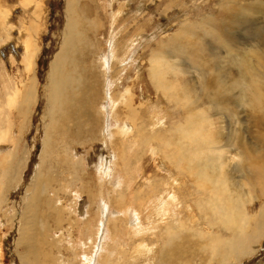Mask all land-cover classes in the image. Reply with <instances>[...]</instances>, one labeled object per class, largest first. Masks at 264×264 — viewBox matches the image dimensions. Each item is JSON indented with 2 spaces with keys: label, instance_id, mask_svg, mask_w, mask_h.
<instances>
[{
  "label": "rangeland",
  "instance_id": "rangeland-1",
  "mask_svg": "<svg viewBox=\"0 0 264 264\" xmlns=\"http://www.w3.org/2000/svg\"><path fill=\"white\" fill-rule=\"evenodd\" d=\"M94 1L77 0L75 2V6H77L76 12L80 15L78 18L82 21L89 22L91 26L92 31L89 35L92 38V47L97 53L95 56L97 68L89 66V76L83 75L84 79H89L90 81L93 79L94 81V83H88V88L94 92V107H99V105H101V108L106 107L107 100L102 102V98L107 90L113 87V84L120 87V91H116L122 92V96L129 94L127 91L130 87H135V98L137 97L138 99L136 105V125L149 135L150 144L148 148L142 147L139 145L140 141L136 138L137 131L135 133H133V131L131 132L128 145L126 146L129 148L128 153L132 156V161L129 162L126 172L122 167L124 164L121 162V153L117 151L118 148L121 149L122 147L120 145H113L116 138L109 135V133H112L113 129L116 128H113V126H123L121 121L117 123L118 125H114L113 116L111 115L113 111H110L111 113L108 114L105 112L104 115H102V113L99 115L100 122L103 126L101 128L103 133L100 130V134L94 138L95 140H86L82 144L68 140L64 147L67 148V155H74L77 165V167L72 166L71 168L74 173H80L79 177L82 180L81 182L87 185L89 191L87 192L88 195L86 192H82V184L78 182L76 187L74 176L72 177L71 174L68 175L69 178L67 177L64 181L66 187L63 188L64 194L69 198L67 203L68 207L65 206L67 215L65 212V226L63 229L67 228V230H72L71 233L73 235L69 236L67 231L63 233L54 231L53 235L56 239L63 236L62 239L60 238V244L65 259L69 257L72 258V260L78 259L79 254L82 256L86 253L83 249L89 251L93 247L87 260L88 264H98V261L100 262L99 256H104L102 254V247L103 245H107V243L109 246H113L112 252H114V256L111 259L112 264H204L202 259L210 257V250L212 249H208L205 253L202 250L203 245H199L198 240H196L197 242L193 241L194 248L192 251L193 254L198 256L195 258L185 251L183 247V242L185 240L182 238L186 236L190 237L191 232L195 233L194 237L199 238L201 235L197 236V234L207 235L209 232L219 231L218 234L223 232L222 234L225 239L231 240L234 238V234L229 231L230 226L222 231L223 224L212 227L213 223L208 218L206 220H204V218L199 220L200 216L197 215L196 208L191 204L195 201L193 199L198 198L195 194L198 188L195 189L192 187L193 176L190 174L193 169H196L198 163H190L191 157L185 150V140L181 141L180 148V142L177 140L179 134L178 127L185 123V121H189V117H186V111L179 112L185 109L186 103L184 104L180 100H169L162 91L156 88L153 81H150L151 76L149 72L153 67L154 60V62L158 64L161 62V70L165 68V70H167L166 72L163 70L166 81H169L170 78L175 82L177 80L175 89H178L179 94L183 96L181 99L183 101L188 100L189 103H192L191 99L192 101H197L201 93H208L206 94L208 97L206 100H210L214 103L219 101L223 105H225L226 102V95L228 97H233V104L230 105L227 110H223L220 106L219 110L215 108L208 109L207 107L204 108L201 102L197 104L203 115L209 117L217 126L216 129L208 127L205 130V132L209 131L212 136V141L210 142L213 143H211V145L209 144L211 146L210 148H217L219 146L217 151L222 150L223 153H225L224 149L227 151L230 150L229 148L232 149L236 135L241 134L245 137L246 143L251 149L263 153L264 151L261 149L262 146H264V141L261 139L263 137H260L259 145L256 143V138L259 136L260 132L262 133L257 126V122L260 120L264 121V116L260 115V109L264 107V99L258 103L251 97L253 88L258 86V83L263 85L260 89L264 92V58H260V54L264 51V48H262V46L264 47L263 15H257L256 18L260 20L258 23L254 21L250 22L249 20L248 22L250 23L240 21L239 25H235L234 28L228 29L226 33L229 34V38H233L234 41L239 44L245 42V39H248L249 46L243 47L240 45V49L238 48L239 50H235L236 52L232 51L234 55L232 52L227 55L224 52L225 49L222 48L210 59L213 65L211 69H208V66L202 67L201 63H199L200 60L198 56L195 54L190 55L194 52L199 55L197 52L198 48L204 47L203 44L201 45L200 42H197L192 37L193 33H188L186 37H192L194 39L193 43H197V46L188 49V55H183L181 52L182 50H180L178 44L174 43L173 40L175 38L178 39L177 37L179 34H184V32H186L188 21L195 22L194 24L202 23V25H204L206 24L205 19L208 16L217 17L221 15L220 19L224 18L225 12L222 10L226 4L224 0ZM68 2L69 0H0V127L2 126L0 130L3 129V133H0V139L3 138L2 136L4 134L6 135H4L6 138L0 141V158L5 157L4 155L10 152L13 160L14 156L19 154L18 157L15 158L13 166L10 167L11 174L16 173L18 179L16 181L13 179L6 181L5 184L7 189L5 192L0 190V264H22L20 256L25 253V247L23 245L18 246L21 220L27 201L32 194V192L29 193L28 190L33 185L37 176V170L41 166L44 144L50 141L46 133V128L50 124V119L47 117L49 109L46 104V88L49 85L48 78L50 76L51 65L63 46V33L68 19ZM262 2H264V0H262ZM263 4H261V6L264 8ZM96 16L98 17L94 22ZM95 23H99V28H97V24ZM223 26L224 24L220 26V29H222ZM21 32L23 35L25 34V37ZM195 32L196 35H198L200 29L196 27ZM110 33H112L113 39L111 42L109 40ZM204 37L206 38L204 44L211 48L208 42L215 39V36L211 32H207L204 34ZM29 39L31 40L29 41ZM98 45L102 48L97 51L96 48ZM123 47H126L127 50L123 55V62L120 63L122 54H119V52ZM235 47L239 46L237 45ZM210 48L207 49L205 47V51L210 53ZM225 48L227 49V47ZM246 48L249 51L248 54H251V50L254 48L256 51L253 57L249 55L246 57V60H243L242 57L244 56V52H246ZM257 48L259 49L257 50ZM160 50H162V53L158 52ZM108 54L111 56L110 61H108ZM163 56L166 58H162ZM175 56H177V58ZM226 56L231 58V61L234 59L233 62H226L224 59ZM104 59H106V62H103ZM116 60L119 63L116 64ZM192 61L194 63H192ZM165 63L168 65L165 66ZM26 65L33 67L30 69L32 71L31 73L30 70L25 68ZM112 67H114V69ZM201 68L202 70H210L209 73L206 74L212 77L210 84L213 86L209 87L210 84H208L205 90H203L200 85L204 81L205 75L202 72V74H198L197 72V70ZM115 70L117 71L116 73ZM168 71L170 74H168ZM255 73H259L263 77L257 78L255 77ZM208 76L205 77V81L210 79ZM233 76L236 79L240 77H249L243 79V82H245L243 85H241L242 80H238L236 85H232L231 79ZM22 77L24 81L21 80ZM31 80L33 81L32 83ZM178 82H180L181 89L177 85ZM22 85H24L25 88L29 86V88L34 91L35 102L31 103V108L28 111L25 122V124H27L26 129L17 131V122L20 121V118H18V114H16L12 115V120L9 119L10 110L7 106V100L9 96L13 94L14 90ZM116 86H114V88L117 89ZM172 87L171 85L168 86V88ZM114 90L115 89L112 90V93ZM190 95L193 96V98ZM141 103L145 106L143 109L139 107ZM236 112L237 116H233ZM88 115L93 121L96 116V111L93 109ZM108 122L109 126L106 125L105 128L103 124ZM123 122L129 123L126 128L131 127L128 118L123 120ZM145 122L147 123L145 124ZM207 123L208 122H204L203 124ZM93 125H96L95 122H93ZM147 125L149 128H147ZM165 136L170 137L166 138ZM122 138V136H118V141ZM86 139H89V137H86ZM179 139L184 138L179 137ZM162 140H167L165 142H172L174 140L172 149L170 148V150H167V153L171 155L174 160L176 156H178V158H176L178 161L179 158H181V164L178 162V169L173 170L170 167V161H168V157H166L167 153L165 155L161 154L162 150H159V144L163 145L161 142ZM214 142L216 143L215 145H213ZM166 144L168 145V143H165V146ZM62 146L63 145L55 146L53 150L64 154V148H61ZM132 146H134V148H132ZM17 147L18 153L16 152ZM222 147L224 149H221ZM222 151L219 153L221 154ZM52 152H49L51 155L48 159L54 157L52 156ZM180 153L182 154L180 155ZM223 153L221 155L224 156L225 154ZM182 155L184 156L182 157ZM226 156H224L222 159L223 162L220 164L209 161L208 165L212 168V170H210L211 172L215 170V174L219 178V183H223L226 189L228 188L227 190L230 188V192H232V194L234 193L233 195L235 196L236 192L240 191L238 185L240 181L237 178L243 174L235 170L236 163L227 161ZM187 157L189 160H187ZM203 157L205 158V154ZM262 161H264V159H262ZM117 164L120 165L117 167ZM223 166L225 167L226 175L224 173L223 177L222 175L219 177ZM248 166H250V164H248ZM47 168L48 166H46L45 171ZM188 168L189 171L187 170ZM59 169L58 164H56V168L53 169V171L57 173L58 178ZM101 170L105 172H103V174L99 173ZM257 170L261 171L259 168H257ZM180 173L183 176H181ZM51 177H53V175H51ZM161 178H163V180ZM174 179L176 180L173 181ZM225 179L226 183L224 182ZM161 180L168 182L166 189H169L168 192L172 194L173 197L171 200H164L165 204H163V201L162 205L158 206V203L161 201L159 200L160 194H157V196L156 194L154 195L151 188L154 183L160 184ZM121 181L123 182V187H121ZM227 181H230L232 184ZM182 182H187L188 187L185 188L184 185L181 187L180 184ZM2 183L3 181L1 184ZM227 183H229V185ZM51 188L54 189L57 187H55V184H52ZM115 188L117 191H121L125 194V198L123 197L124 205L122 207L126 208V210L128 207H133L134 210L139 211V217L143 219L140 221V227L143 230L141 233H139V231L136 232L137 235L135 236L131 233L132 228H135L133 230L136 231V226L133 225V222L137 223L136 211H134L132 213L133 216L132 214L130 215L132 218L129 220L132 222L131 224L129 223L130 225L124 226L126 221L122 222L124 223L122 226L123 232L118 235L119 239L117 241L109 239V236L111 238L109 224L118 217L120 219L124 217L123 220H125L127 216H125L126 214L123 212L122 215L121 211L118 212L114 203V198L117 195V193H115ZM174 190L176 192L180 191L181 198H185L181 201L183 205H186L179 206L183 209V211L181 210L182 216L179 214L180 209L176 205L177 201L174 198L175 195H173ZM244 190H246V188H244ZM158 192L161 193L159 190ZM46 193L47 191L42 193L45 199L49 196ZM64 194L60 193L58 197L62 200L65 198ZM91 195L95 196L96 200H93L90 197ZM191 195L195 198H192ZM154 196L159 202H155ZM229 196H231L230 193ZM234 196H231L232 199L227 201L229 203L224 202L226 207L231 208L232 205H235L233 201L237 202V196ZM245 196L246 195L242 198ZM148 198L151 199L150 204L143 206L142 203L146 202ZM124 201H127V207ZM249 201L252 202V200ZM250 202L245 204L247 210L245 209L244 212L249 213L248 215L250 217L259 215L262 204L264 203V197L261 201ZM168 203H171L169 207L167 206ZM150 205H152L151 207L154 209H151ZM154 206L158 207L155 208ZM166 208L169 210L166 216V218L169 217V221L166 219V222L169 223L167 226L165 225L166 223L162 224V217H157V215H155V212ZM215 209L218 210V208ZM215 209L214 211H216ZM216 212V215L220 214V210ZM40 213L44 214V211L41 210ZM146 214H150L152 217H147ZM170 214L171 217L169 216ZM98 217H101V219L97 220ZM216 218L218 217L216 216ZM69 219H72V221L74 220V225H72L73 229L69 227ZM151 219H155L156 221ZM149 220L154 223L152 229H147L148 227L146 225ZM179 220L181 221V225ZM30 222L31 221H28L26 224V241L31 242L36 235L42 234L44 241L47 242L49 239L45 233L46 220L45 222L42 220V225L36 228H31L29 226ZM182 224L184 227H182ZM250 224L246 227L245 236L253 245V251L242 256H239V253H237L238 256H235V251L224 244L219 250L220 257L217 258L213 264H222V258L225 259L223 264H264V227L262 230H259L262 225L253 222H250ZM255 225H258V227L256 228ZM131 226L132 228H130ZM52 229H54L53 226ZM171 229H176L177 233H179V239H175V237L171 238L168 234L173 233ZM93 232L95 233L93 238H91L90 236ZM163 232H167L169 236L168 240L164 238L165 233ZM83 240L85 243H82ZM179 242H181V244H179ZM115 243L116 248H114ZM202 243L203 242L200 244ZM177 244L182 246V255L178 258L175 257L177 251L173 249V246ZM144 245L145 247H143ZM167 249L170 253L175 250V253L169 258L163 255ZM148 250H151V252L148 253ZM41 251L39 255H41V257L43 255L44 259H47V264L53 263L52 257H56V260L54 259V264L66 261L57 259L59 253H57L55 249L52 254L50 253L51 249L44 245ZM29 259L32 261L33 256H30ZM46 261H44L43 264H46ZM37 262L42 263V260ZM205 263L210 264V262Z\"/></svg>",
  "mask_w": 264,
  "mask_h": 264
},
{
  "label": "bare ground",
  "instance_id": "bare-ground-1",
  "mask_svg": "<svg viewBox=\"0 0 264 264\" xmlns=\"http://www.w3.org/2000/svg\"><path fill=\"white\" fill-rule=\"evenodd\" d=\"M76 1L77 0H69V2H68V8H67L68 19H67V25L65 26L66 27L65 31L63 33V35H64L63 46H62L60 52L57 54V57L54 60V62L52 63L51 68H50V76L48 78L49 85L46 88V104H47V108L49 109V112H47V117L50 119V124L46 128V133H47L50 141L45 142V144H44V150H43L42 156H41V161H42L41 166L37 170V176L34 180L33 185L30 187V189L28 188L29 189L28 192L29 193L32 192V194H31L29 200L27 201V204H26L25 209L23 211L22 220H21V230H20V236H19L20 240L18 243V246L23 245L25 247V253H23V254L21 253L22 255L20 256L22 264H43V262L47 260V259L46 260L44 259V257H43L44 254L41 251L42 246H44V245L49 247V249H51L50 253L53 254L54 249H55V251H57V253H59V256L57 257V259L66 260V261L59 262L57 264H88L87 260H88L89 254L91 253L93 247L89 251H87V249H83L84 252H86V253L82 256H80V254L79 255L77 254L78 259L72 260V258H70V257L65 259L64 258L65 255L63 256V253H62L63 250L61 249V244H60L63 236L60 237L61 239L60 238L56 239V237L53 235L54 231H60L61 233L67 231L69 233V236L73 235L71 233L72 230L71 231L67 230V228L63 229L65 226V224H64L65 212L67 215V209L65 206L68 207L67 203L69 200V198L64 194L63 188L66 187V185L64 184L65 183L64 181L66 180L68 175L71 174L72 177L74 176V183H75L76 187H77L78 182L82 184V187H81L82 192H86V194H87V192L89 191L87 188V185L81 182L82 180L79 177L80 173H77V172L74 173L72 168H71L72 166L77 167V165H76V160L74 159L75 158L74 155H72V154L67 155V148L64 147L65 143H67L68 140H70L74 143L77 142L80 144H82L86 140H95L94 138L96 136H99L100 130L103 127L101 122H100L99 115H101V113H102V115H104L105 112H106V114H108V113H111L110 111H113V114H111V115L113 116L114 125H118L117 123H120V121H121V124L123 126H113V128H115V127L116 128L113 129L112 133H109V135H112L114 138H116L113 142V145H120L122 147L121 149L117 147L118 148L117 151H119L121 153V157H122L121 162H122V164H124V166H122V167L124 168V170L126 172L128 169L129 162L132 161V156L129 155V153H128L129 148H127V146H126V145H128V139H129V135L131 134V132L133 131V133H135L137 131L136 138H137V140L140 141L139 145H141L142 147L148 148V146L150 144L149 135L146 134L144 130L139 129L138 125H136V120H137V118H136V109H137L136 107L137 106L136 105L138 103V99H137V97L135 98V95H136L135 87H130L127 91L129 94L128 95L126 94V96H122V92L116 91V90L120 91V87H118V85L116 86L113 84V87H110L102 98V102L104 100H107L106 107L101 108L100 107L101 105H99V107H94V92L90 88H88V83H94V81H93V79L91 81L89 79H84L83 75L85 74V75L89 76V74H90V71L88 69L89 66L97 68V66H96L97 63H96V58H95L97 53L95 52V50L92 47V38L89 35L90 32L92 31L91 26H90L89 22L82 21L78 18V16H80V15L77 14V12H76V7H77V6H75ZM78 1H81V0H78ZM92 1H94V0H92ZM224 1L226 2L225 6L222 8V10L225 12L224 18L220 19L221 15H219L217 17L214 16L215 18L213 16H208L205 19L206 24L203 23L204 25H202V23L194 24L195 22L193 23V22L188 21L187 25H186V32H184V34H179L177 37L178 39L172 38V39H174L173 40L174 43L178 44V47L180 48V50H182L181 52L183 55H185V54L188 55L189 54L188 49H192V48H195L197 46L196 45L197 43L196 44L193 43L194 39L197 42H200L201 45L203 44L204 47L198 48L197 52L199 55H197L196 52H194L190 55L195 54L196 56H198L199 60H200L199 63H201L202 67L208 66V69H211V66L213 65V62L210 59L213 58L222 48L225 49L224 52L228 55L232 51L236 52L237 50H239L240 45H242L243 47L249 46V43L247 41L248 39H245L246 40L245 42L239 44V43H236L233 38H229V34L226 33V31L228 29H232V28H234L235 25H239L240 21L245 23V22H248V20H249L250 22L254 21V22L258 23V21H260V20L257 19L256 17L259 14H262L263 15L262 18H264V8L261 6V4H263L264 2H262V0L261 1L260 0H224ZM243 2H244V4H243ZM263 6H264V4H263ZM97 17L98 16L95 17L94 22L96 21ZM250 22H248V23H250ZM248 23H246V24H248ZM95 24H97V28H99V23H95ZM222 24H224V26L222 29H220V26ZM196 27L200 29V33L198 35H196V32H195ZM207 32H211L215 36V39L210 40L208 42L211 45V48L207 47V45L204 44V41L206 40V38L204 37V34H206ZM24 33H26V32H24ZM188 33H193L192 37L194 39L192 37L191 38L186 37V35ZM110 34L111 35H110L109 40L111 42L113 39H112V33H110ZM22 35H23V33H22ZM174 37H175V35H174ZM30 40L31 39H29V41ZM21 42H22V40H21ZM237 45L239 47H235ZM205 47L207 49L210 48L211 52L209 53L208 51H205ZM225 47H227V49ZM28 48H26V49H28ZM101 48L102 47L100 45H98L96 49L98 51ZM262 48H264V47L262 46ZM258 49L259 48H257V50ZM126 50H127V48L123 47V48H121V51L119 52V54H122V58H120V61H121L120 63L123 62L122 59H123V55L126 52ZM254 51H256V50L254 49ZM158 52L162 53V50H160ZM263 53H264V51H263ZM263 53L260 54L261 59L264 58ZM108 55H109L108 61H110L111 56H110V54H108ZM233 55H234V53H233ZM243 55L244 56L242 57V59L246 60L247 48H246V52H244ZM175 57L177 58V56H175ZM162 58H166V57L163 56ZM224 59L226 60V62L231 61V58H229L228 56H226ZM233 60L231 61V63L233 62ZM149 61H151V60H149ZM154 61H153V67L150 69L151 71L149 72L150 76H151L150 81H153L156 88L159 89L160 91H162V93L169 100H180L184 104L186 103L185 109H183L179 112L186 111L187 112L186 117L187 116L189 117V121L187 120V121H185V123H183L179 127L177 126L178 127V133H179L177 140L180 142L179 148L181 147V141L185 140V143H184L186 146L185 150L187 151L188 154H190V157H191L190 163H194V162L198 163V165L196 166L197 170L193 169L190 173L193 176L192 187L195 189L198 188V190L195 192V194L198 196V198H195L191 195L192 198H195V199H193L195 201H193L191 204H193V206L196 208L195 210H197V213H198L197 215L200 216L199 220H202L203 218H204V220H206L208 218L213 223V225L211 224L212 227H216V225L223 224L222 231H224L226 227L230 226L229 231L232 234H234V238L231 240H226L224 235L222 234L223 232L218 234L219 231L209 232L207 235L197 234V236H199V235H201V236L199 238H196V237H194L195 233L190 231L191 232L190 237L186 236L185 238H182L183 240H185L183 242V247H184L185 251H187L191 256H194L195 258H197L198 256L196 254H193V251H192V249L194 248V246H193L194 242L193 241L197 242L196 240H198L199 245H203L202 250L205 253L208 251V249H212L213 251L210 250V252H211L210 257H208L207 259L206 258L202 259L204 264H206L205 262H210V264H213L214 261L220 257L219 250H220L221 246L224 244L235 251V253H236L235 256H238L237 253H239V256L245 255L248 252L253 251V245L250 243V240L246 239V236H245L246 227L250 224V222L256 223L258 225H262L259 230H262V228L264 227V203L262 204L261 212L259 215H255V216L250 217L248 215L249 213L244 212L245 209L247 210L245 204L250 202L249 200H252V202L253 201H261L264 197V164H263L264 161H262V159H264V152L261 153V151L257 152L258 150L255 151V150L251 149V147H249L248 144L246 143L247 141L245 140V137L241 134L236 135L232 149L229 148L230 150L227 151L223 147L221 148V149H224V151H225V153H223V151L221 150L222 153L225 154L224 156L227 155L226 156L227 161H229L231 163H236L235 170H238V172L240 171L241 174H243L237 178L240 181L238 184L240 191H237L236 195L234 196L233 195L234 193L232 194V192H230V188H229V190H227L228 188L226 189V187L224 186L223 183L222 184L219 183V180H218L219 178L215 174V170L213 172L210 171V170H212V168L210 167V165H208L209 161H213L215 164L216 163L220 164L221 162H223L222 159L224 158V156L221 155L222 153L221 154L219 153L221 151H217L219 149L218 148L219 146L217 147L218 149L215 147L210 148L211 143H213V142H210V141H212V136H211L209 131L205 132V130L208 127H210L211 129H216L217 126L215 125L214 121L209 119V117L203 115L200 107L197 105L198 103L201 102V105L204 108H206V107L208 109L215 108L216 110H219L221 107L223 110H227V109H229V106L233 104V101H232L233 97H231V96L228 97L226 95L225 105H223L219 101H216L214 103V102H211L210 100H206V98H208L206 96V94H208V93H205V94L201 93L199 95L200 97L197 99V101H192V99H191L192 103H189L188 100L183 101L181 99L183 96H181V94H179L178 89H175L177 80L175 82L170 78L169 81H166V79H165L166 76H164V74H163V70H165L166 68L161 70V68H160L161 62H160V64H158L157 62H154ZM162 61H163V59H162ZM103 62H106V59H104ZM115 63L117 64L119 62L116 60ZM192 63H194V62L192 61ZM162 64H163V62H162ZM166 65H168V64L165 63V66ZM175 65H177V64H175ZM25 68L30 70L33 67L26 65ZM112 68L114 69V67H112ZM170 68H171V66H170ZM175 68H177V67H175ZM194 70H196V69H194ZM200 70L199 69L197 70L198 74L203 73L205 75V76L202 75V76H204V81L202 82V80H201L202 83L200 84L201 87L203 88V90H205L207 85L210 84V80L212 77L208 76V74H206V73H209L210 70L209 71L202 70V68ZM107 71H108V69H107ZM166 71L167 70H165V72ZM31 72L32 71L30 70V73ZM116 72L117 71L115 70V73ZM168 74H170L169 71H168ZM255 74H256L255 77H257V78L263 77L259 73H255ZM206 76L210 77V79L207 81H205ZM249 76H247V77H249ZM200 77H201V75H200ZM247 77H243V78L240 77V78L236 79L233 76L231 79V84L236 85L238 80H240V81L242 80L241 85H243V84H245V82H243V79L247 78ZM252 79H251V81H252ZM21 80L24 81V78L22 77ZM253 81H256V80H253ZM32 82L33 81L31 80V83ZM256 82H258V81H256ZM167 83L173 87L168 88L169 85ZM177 85L180 88V82H178ZM114 86H116L117 89L114 88ZM210 86H213V85L210 84L209 87ZM260 87H263V85L258 83V86H255L253 88V93L251 96L258 103L264 99V92L260 89ZM113 89H115V90L112 93ZM11 93H10V95H11ZM191 97L193 98V96H191ZM32 102H35V93L31 88H29V86H27V88H25V86L22 85L21 87L15 89L13 94L11 96H9V99L7 100V106H8V109L10 110V118L9 117L8 118L12 120L13 119L12 115L18 114L17 117L20 118V121L17 122V126H18L17 131H23L24 129H26V126H27V124H25L26 117H27L28 111L31 108ZM111 102H112L113 106L111 105ZM139 107H140V109H143L145 106L143 105V103H141ZM93 109L96 111V116H95L94 120L92 121L88 114L90 112H92ZM141 111H143V110H141ZM160 114H162V113H160ZM235 115L237 116V112L234 113L233 116H235ZM260 115L264 116V107H262L260 109ZM126 118H128L130 120L131 127L126 128V126L129 124L127 122H123V120H125ZM93 122H95V124H96L95 126L93 125ZM152 122H153V120H152ZM204 122H208V123L203 124ZM146 123L147 122H145V124ZM238 124H239V122H238ZM103 125H104V127L106 125L109 126V122L105 123ZM142 125H144V124H142ZM257 126L259 127V130L262 131V133L260 132V134L257 138L255 137L256 141H257L256 143H257V145H259L260 144V141H259L260 137H263L261 139L264 141V121L263 120L258 121ZM1 127H0V129H1ZM136 128H137V130H136ZM147 128H149L148 125H147ZM151 129H152V127H151ZM2 130H0V133H3ZM146 131H147V129H146ZM102 133H103V131H102ZM4 135L2 136L3 137L2 139L6 138L5 137L6 135L5 136ZM118 136H122L123 138L120 139V141H118ZM86 137H89V139H86ZM169 137L170 136H168L166 138H169ZM179 137L184 138V139H179ZM2 139H0V141H2ZM165 141H167V140L161 141L163 143V145L159 144V146H160L159 150H162L161 154H164V155L167 153V150H170V148L172 149V144L174 143V140L172 142H165ZM165 143H168V145L166 144V146H165ZM215 144L216 143L214 142L213 145H215ZM59 145H63L61 148H64V154L55 152L53 150V148L55 146H59ZM135 147H136V145H135ZM132 148H134V146H132ZM261 149L264 151V146H262ZM50 151L51 152L53 151L52 156H54V157L48 159V157L51 155V153H49ZM16 152L18 153V147L16 148ZM250 152H251V154H250ZM206 153H208V154H206ZM181 154L182 153H180V155ZM204 154H205V158L203 157ZM18 155H15L13 160H12V154L9 152L8 154L4 155L5 157L0 158V172H1L0 190L2 192H5V190L7 189V186L5 184L6 181H8L10 179H13L16 181L18 179L16 173L11 174V170H10V167L13 166V163H15L14 160H15V158L18 157ZM142 155H143V153H142ZM183 156L184 155H182V157ZM206 156H209V157L211 156L210 157L211 159L209 157H206ZM166 157H168V161H170V165H171L170 167L173 170H176L179 168L178 162H180L181 158H179V161H178V159H176V158H178V156H176V158L174 160V158L171 155H169L168 153L166 154ZM187 160H189L188 157H187ZM231 163H230V165H231ZM56 164H58V166L60 168L59 169L60 170L59 178H58L57 173L55 171H53V169L56 168ZM180 164H181V162H180ZM248 164H250V166H248ZM4 165H5V168H4ZM113 165H114V163H113ZM118 165H120V164H117L116 166L118 167ZM46 166H48V168L45 171ZM257 168H259L261 171H258ZM187 170L189 171V168ZM103 172H105V171L101 170L99 173L103 174ZM224 173L226 175V170H225V167L223 166V168H221L219 177H221V175L223 177ZM51 175H53V177H51ZM225 175H224V178H225ZM112 176H113V174H112ZM181 176H183V175L181 174ZM161 179L163 180V178H161ZM221 179H223V178H221ZM67 180H69V179H67ZM162 180H161L160 184L154 183L152 185V188H151V191H153L152 193L154 195L156 194V196H157V194H160L159 200H161V201H160V203H158V206L162 205V202L164 200H166V199L171 200L173 197L172 194H170L168 192L169 189L168 190L166 189V186H168V182L167 181L165 182ZM175 180L176 179H174L173 181H175ZM2 181L4 183V186H3V183L1 184ZM57 181H58V183H57ZM224 182L226 183V179ZM227 182H230V181H227ZM115 183H116V180H115ZM182 183L180 184L181 187L183 185L185 188L188 187L187 182H185V183L182 182ZM52 184H55V187H57V188L52 189L51 188ZM121 184H122L121 187H123L122 181H121ZM227 184L229 185V183H227ZM230 184H232V183L230 182ZM227 187H229V186H227ZM244 188H246V190H244ZM115 190H116V188H115ZM158 190L161 193H159ZM44 191H47L46 194L49 195L48 198H46V199L44 196H42V193ZM53 192H54V195H53ZM179 192H176L175 190L173 192V195H175L174 198L177 201V204H176L177 207H179L180 205H183L181 200L185 199V198L184 199L181 198V196H180L181 192L180 193ZM60 193L65 195V198L62 200L58 197ZM111 193H112V191H111ZM115 193H117V195L114 198V200L116 201V202L114 201V203L118 209V212L121 211V213L123 212L124 214H126L125 216H127V219L123 220L124 217L122 219H120L119 217L117 219H114V217H113L114 220H112L109 224V229L111 231L110 232L111 238L109 236V239H112L113 241H117L119 239L118 235H120V233L123 232L122 226L124 225V223H122V222H125L126 220L129 221L131 218L130 215L134 211H136L133 209V207L132 208L128 207L127 210H126V208H123L122 206L124 205L123 199L125 198V194L123 192L117 191V190ZM229 193L231 194V196H234V197L237 196L236 197L237 202L233 201V203H235V205H232L231 208L226 207L224 205V202H227V201H229V199L230 200L232 199L231 196H229ZM102 194H104V193H102ZM244 195H246V196L244 198H242ZM90 197L93 200H96L95 196L91 195ZM154 199H155V202H159L156 200L155 196H154ZM90 201H91V199H90ZM150 201H151V199L148 198V200L146 202H143L142 205L143 206L149 205ZM252 202H250V203H252ZM0 203H1V199H0ZM227 203H229V202H227ZM163 204H165V201ZM170 204L171 203H168L167 206L169 207ZM185 205H183V206H185ZM151 206L152 205H150V207ZM158 206H156V207H158ZM106 207H108V206H106ZM126 207H127V203H126ZM181 208L179 207V209H180L179 214L182 216L181 210L183 211V209H181ZM215 208H218V210H216ZM69 209H68V211H69ZM151 209H154V208L151 207ZM204 209H206V210H204ZM214 209L216 211L220 210V212H219L220 214L216 215L217 212L214 211ZM41 210L44 211V214L40 213ZM207 211H208V214H207ZM150 212H151V210H150ZM168 212H169L168 208H166L164 210H160L158 212H155L156 213L155 215H157V217H162V219H163L162 224L166 223L165 224L166 226L169 224L166 222V219L169 221V219H168L169 217L166 218V216L168 215L167 214ZM123 213H122V215H123ZM56 214H57V217H56ZM205 214H207V215H205ZM107 215H108V213H107ZM146 215H147V217H152L150 214H146ZM215 215L218 218H216ZM132 216H133V214H132ZM139 216H140L139 211H136V222L137 223L133 222V225L134 226L138 225L139 226L138 230L136 229V231H135V230H133L135 228H132V226L130 227V228H132L131 233L134 234L135 236L137 235L136 232L139 231V233H140L143 230L140 227L141 226L140 221L142 218ZM169 216L171 217V214ZM134 217H135V215H134ZM147 217H146V219H147ZM98 219H101V217H98L97 220ZM42 220L44 222L46 220V222H45L46 232L45 233H46L49 240L47 242L44 241L42 234H41V235H36L34 237L33 241L27 242L26 241V224L28 223V221H31L29 223V226L31 228H36L39 225L40 226L42 225ZM105 220H107V219H105ZM151 220L156 221L155 219H151ZM68 221H69V227H71V229H73L72 225H74L73 224L74 220L72 221V219H69ZM131 221H133V220H131ZM134 221H135V219H134ZM129 223L131 224L132 222L129 221L128 224ZM179 223L181 225L180 220H179ZM128 224H126L124 226H128ZM102 225H103V222H102ZM258 225H255V227L257 228ZM52 226L54 227V229H52ZM106 226H107V223H106ZM156 227H154V228H156ZM182 227H184L183 224H182ZM171 230L173 231V233H168L171 236V238L175 237V239H179L178 238L179 233H177L176 229H171ZM168 231H170V230H168ZM81 233H82V231H81ZM94 233L95 232H93V234L91 233V236H90L91 238H93ZM163 233H165V232H163ZM168 237L169 236L167 235V232H166L164 238L168 240ZM70 241H71V239H70ZM83 242L85 243L84 240L82 241V243ZM201 242H203V243L200 244ZM179 244H181V242H179ZM115 245H116V243L114 244V248H116ZM83 247H84V245H83ZM143 247H145V245ZM112 249H113V246L112 245L109 246L108 243L105 246L103 245L102 254L104 256H101V257L99 256L100 262L98 261V264H112L111 259L114 256V254H113L114 252H112ZM173 249H175L177 251V254L175 253V250H173V252L170 253L169 250L167 249V251H165V253L163 255L165 257H168V258L171 257L174 253H175L176 258H178L182 255V251H181L182 246H179L177 244V245L173 246ZM40 251L43 254L42 257H43L44 261H43L41 255H39V254H41ZM74 252H75V249H74ZM105 252H107V253H105ZM149 252H151V250H148V253ZM30 256H33L32 261L29 259ZM54 256H57V255H54ZM54 259L56 260V257L55 258L52 257L53 263H50V262L49 263L54 264V262H55ZM40 260H42V263L37 262ZM224 262H225V259L222 258L221 263L223 264ZM46 264H47V261H46Z\"/></svg>",
  "mask_w": 264,
  "mask_h": 264
},
{
  "label": "crops",
  "instance_id": "crops-1",
  "mask_svg": "<svg viewBox=\"0 0 264 264\" xmlns=\"http://www.w3.org/2000/svg\"><path fill=\"white\" fill-rule=\"evenodd\" d=\"M255 49V48H254ZM254 49L253 50H251V54H248L249 53V51H248V49H247V56H249V55H251L252 57H253V55L255 54V51H254ZM126 224H128V221L126 220V223H125V225ZM129 225V224H128ZM148 228L147 229H152V227L154 226V223L153 222H151L150 220L148 221V224L146 225ZM157 226V225H156ZM138 228H139V226L138 225H136V229L138 230ZM141 233V232H140Z\"/></svg>",
  "mask_w": 264,
  "mask_h": 264
}]
</instances>
